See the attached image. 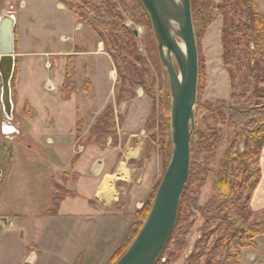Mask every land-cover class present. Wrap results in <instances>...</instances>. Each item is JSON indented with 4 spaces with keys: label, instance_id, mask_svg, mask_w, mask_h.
Listing matches in <instances>:
<instances>
[{
    "label": "crops",
    "instance_id": "1",
    "mask_svg": "<svg viewBox=\"0 0 264 264\" xmlns=\"http://www.w3.org/2000/svg\"><path fill=\"white\" fill-rule=\"evenodd\" d=\"M254 1L264 15V0ZM6 14L15 20L9 124L16 132L12 140L2 135L0 103V264H109L163 174L147 127L150 100L116 99L111 58L75 18L61 24L83 34L60 36L62 45L72 46L41 49L30 45L44 28L20 22L15 11ZM107 107L112 118L103 129L98 119ZM263 159L264 148L261 164ZM262 172L252 218L264 210ZM55 194L61 199L47 213ZM252 249H242L241 256ZM250 256L253 264H264Z\"/></svg>",
    "mask_w": 264,
    "mask_h": 264
},
{
    "label": "trees",
    "instance_id": "2",
    "mask_svg": "<svg viewBox=\"0 0 264 264\" xmlns=\"http://www.w3.org/2000/svg\"><path fill=\"white\" fill-rule=\"evenodd\" d=\"M55 1L64 5L78 22L88 27L102 42L104 51L112 59L117 73L118 81L115 86L120 90V94L124 92V83L128 82L130 85L142 87L149 98H155L150 91L151 88L148 89L143 81V74L147 68L144 59L132 48L130 49L128 47L130 42L125 40L128 34L131 37H135V34L130 32L121 20L120 8L124 11L128 9L139 11L148 19L147 22L150 21L138 0ZM190 4L196 41L199 33L205 32L218 18L222 19L220 36L223 49L222 61L226 65L244 66L246 73L242 86L246 92L251 89V94L247 98V102L251 105L234 107L221 100L216 103L214 109H211V105L206 107V110L209 109L213 113L224 111L228 114L229 121L240 132L244 150H240L236 141H232L227 149L213 187L212 197L201 209L205 227L209 223L216 225L213 243L207 249L201 247L202 242L199 241L196 244L198 254L192 255L187 264H194L201 255L205 258L204 264H240L241 250L255 248L254 240L264 237V210L251 219L250 208L252 196L261 180L260 160L264 148V104L257 101L264 99V15L254 0H219V2L190 0ZM231 97H234V94ZM120 98L121 96H117V100ZM159 113L156 123L148 126V130L151 133L157 130L161 134V144L157 149L165 167L164 158H167V149L171 141L169 129L167 133V127L164 126L166 120L162 103ZM111 118L112 108L107 107L102 117L98 119V126L102 124L103 129L108 128ZM219 142L216 132L211 131L210 135L193 133L188 182L180 198L175 228L167 245L170 241H174L179 249L184 246L185 224H182L180 219L182 211L189 203L186 197L188 183L203 184V178L210 172L209 163ZM199 154H205V166L196 164ZM54 188L57 187L54 185ZM60 199L57 194L53 196L47 213L54 212ZM149 200L138 217L139 221L131 227L122 246L109 264H114L122 256L138 234L144 214H148L150 210L149 208L147 212ZM134 233L136 234L133 236ZM166 248L167 246L162 254L165 253ZM161 256L155 264L160 263Z\"/></svg>",
    "mask_w": 264,
    "mask_h": 264
},
{
    "label": "rangeland",
    "instance_id": "3",
    "mask_svg": "<svg viewBox=\"0 0 264 264\" xmlns=\"http://www.w3.org/2000/svg\"><path fill=\"white\" fill-rule=\"evenodd\" d=\"M112 1L118 2V0ZM213 1L219 2V0ZM56 4L57 3L54 0H0V14L12 13L15 11L16 17L20 22L23 20L24 23L29 26L28 22L32 21V24H37L36 26L38 29H41L42 27L44 28V33H41L40 39L36 42H32L30 45L31 47H34V43H37L41 49H55L60 46L63 48L72 46V43L62 45L60 43V36L69 35L72 37L75 36V38L78 39V36L80 34L82 36L83 34L77 33L78 30L72 32L70 27H68V30L66 29L64 31V27L61 25L63 20L75 19L74 17H71L69 12L59 10L56 7ZM120 10L123 24L129 28L130 32H137L135 37H131L128 34L125 37V40L130 42L128 47H130V49L132 48L134 52L139 53L144 59L147 68H145V73L143 74V81L148 89L151 88L150 91L153 93L155 98H149L142 87L130 85L128 82L124 83V92L120 94V90L115 86L114 94H112L116 97V99L117 96H121L119 99L120 101L121 99H124V101L130 100L136 95L147 97L150 100V116L147 122V127L156 123V117L160 115L159 111L162 103L166 120V124L164 123V126L167 127V133L169 129L171 141L169 83L167 74L159 60L157 42L154 37L150 21L147 22L148 19H146V17L139 11H130L129 9L128 11H124L121 8ZM67 15L68 19H66ZM221 27L222 19L218 18L205 32L199 33V38L196 41L199 71L197 99L194 109V132H200L204 135H210L211 131L216 132L220 142L217 148L214 149L213 159L209 163L210 172L203 178V184L199 185L197 182L188 183L186 197L189 203L182 211L180 219L182 224H185L186 235L183 238L184 246L179 249L176 246V242L170 241L169 245H167L165 253L162 254L160 258V263L158 264H187L192 255L198 254L196 244L199 241L202 242L201 247H205L207 249L213 243L216 225L209 223L208 226L205 227V220L202 216L201 209L204 208L212 197L213 187L219 174L220 166L224 162L225 153L231 142L236 141L240 150L244 147L243 141L240 138L239 130L229 121L228 114L226 112L219 111L217 113H213L210 112L209 109L206 110L208 105H211V109H214L216 103L221 100L226 101L234 107L251 105V103L249 104L247 102V98L251 94V89L246 92L242 86L243 77L246 73L244 66L226 65L222 61L221 56L223 54V49L220 41ZM79 29H81V25L79 26ZM88 31L92 37H95L91 30ZM87 48L91 49V45H85V49ZM93 59L95 58L93 57ZM110 67L112 69L111 71H114V82H111L116 85L118 77L115 69L111 66V62ZM232 94H234V97H231ZM257 101L264 104V99H258ZM13 127L15 126L13 125ZM13 138L14 135H10V137L6 138V140H12ZM151 138L154 141L157 140L155 142L157 147L160 146L161 134L158 133L157 130L151 134ZM1 148L2 144L0 143V149ZM170 150H172L171 143L167 149V158H164L165 167L163 168V174L171 158ZM205 158V154H199L195 161L196 164L205 166ZM3 168L4 165L0 159V169L3 170ZM260 168L261 172L263 169L262 173L264 179V162L263 164L260 162ZM161 178L158 180L157 184H159ZM155 192L156 190L152 193V197L149 200L147 212L151 207ZM260 194L264 195V181L260 187ZM147 215V213L144 214L141 227ZM136 233H134L133 236ZM127 245H129V242ZM250 253L254 254L257 259L264 258V240H258L256 247L253 248L252 251L243 253L242 256H240V264H253ZM204 263L205 258L201 255L196 259L194 264Z\"/></svg>",
    "mask_w": 264,
    "mask_h": 264
},
{
    "label": "water",
    "instance_id": "4",
    "mask_svg": "<svg viewBox=\"0 0 264 264\" xmlns=\"http://www.w3.org/2000/svg\"><path fill=\"white\" fill-rule=\"evenodd\" d=\"M138 1L150 18L159 60L168 78L172 154L141 229L114 264H155L167 246L175 228L180 198L188 182L190 147L195 128L198 50L190 0ZM14 27V16L1 13L0 103L6 118V122L1 124L3 136L16 132L9 124L13 121Z\"/></svg>",
    "mask_w": 264,
    "mask_h": 264
},
{
    "label": "built area",
    "instance_id": "5",
    "mask_svg": "<svg viewBox=\"0 0 264 264\" xmlns=\"http://www.w3.org/2000/svg\"><path fill=\"white\" fill-rule=\"evenodd\" d=\"M0 92H1V82H0ZM6 225H11V222H7Z\"/></svg>",
    "mask_w": 264,
    "mask_h": 264
}]
</instances>
